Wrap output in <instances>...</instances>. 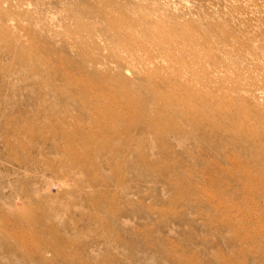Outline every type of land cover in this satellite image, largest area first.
Returning a JSON list of instances; mask_svg holds the SVG:
<instances>
[{"label":"rangeland","instance_id":"obj_1","mask_svg":"<svg viewBox=\"0 0 264 264\" xmlns=\"http://www.w3.org/2000/svg\"><path fill=\"white\" fill-rule=\"evenodd\" d=\"M0 264H264V0H0Z\"/></svg>","mask_w":264,"mask_h":264}]
</instances>
